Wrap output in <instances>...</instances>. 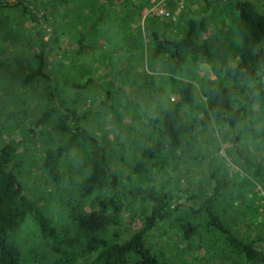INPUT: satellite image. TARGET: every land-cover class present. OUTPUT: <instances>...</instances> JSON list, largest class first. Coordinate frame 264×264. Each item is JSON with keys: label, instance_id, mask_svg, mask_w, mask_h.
<instances>
[{"label": "rangeland", "instance_id": "1", "mask_svg": "<svg viewBox=\"0 0 264 264\" xmlns=\"http://www.w3.org/2000/svg\"><path fill=\"white\" fill-rule=\"evenodd\" d=\"M217 1L222 0H0V144L14 147L13 165L23 192L36 202L57 235L43 236L34 218L28 216L16 237L22 264H54L56 243L78 232L75 213L95 208V195L82 197L80 191L89 171L85 145L77 142L61 158L62 180L49 179L42 167L44 152L67 138L66 133L38 123L47 103L46 93L52 87L78 114H87L81 124L105 146L119 179L127 177L142 156L150 162L164 159L134 187L167 193V210L173 211V216L176 205L192 203L197 207L212 195L211 173L228 180V188L214 199L218 214L234 234L246 241L255 240V247L264 252V177L254 176L234 151L236 130L215 120L204 127L197 125L191 142H183L174 151L166 148L160 127L142 116L146 112L156 119L157 111L177 98L167 68L160 60L150 59L152 33L177 39L191 19L205 18ZM246 1L264 14V0ZM218 15L215 10L214 17ZM94 23L97 26L91 32ZM52 31L58 32L57 43L50 39ZM83 34L84 48L76 51L77 39ZM43 47L50 50L43 60L49 78L25 81L37 70L36 54L40 55ZM192 65L187 63L194 73V114L199 118L206 100L204 77L211 75L207 66ZM119 71H123L121 75ZM64 78L82 84L91 80L78 90L65 86ZM260 79L264 91V75ZM252 109L251 127L262 134L264 108L257 100ZM152 147L158 150L150 157L145 152ZM238 147L264 165V138L242 132ZM116 191L100 196L111 198L109 211L114 204L119 209L103 235L122 242L146 228L152 202L122 199ZM187 209L181 216L200 220L191 217ZM176 215L179 217V212ZM144 242L153 255L168 264H252L230 257L220 249L219 241L204 236L202 229L185 240L180 228L167 219L147 229ZM95 256L72 264H93Z\"/></svg>", "mask_w": 264, "mask_h": 264}, {"label": "trees", "instance_id": "2", "mask_svg": "<svg viewBox=\"0 0 264 264\" xmlns=\"http://www.w3.org/2000/svg\"><path fill=\"white\" fill-rule=\"evenodd\" d=\"M217 2L213 3L205 18L191 19L177 39H165L152 33L153 50L150 59L154 62L160 60L161 65L167 68L170 85H176L177 98L158 110L156 119H152L146 112L142 116L160 127L166 148L174 151L183 142H191L197 125L204 127L215 120L229 130H236L232 137L234 151L252 169L254 176L264 177V165L257 163L238 147L242 132L264 138V133L251 127L254 102L259 100L264 108L263 81L260 79L264 75V14L250 1ZM215 10L219 12L218 18L214 17ZM32 15L35 19V14ZM95 26L97 23L91 26V32ZM82 36L85 37L83 34L77 39L79 47L76 51L84 48ZM57 37L58 32L52 31L50 39L53 43H57ZM49 51L47 47H43L40 55L36 54L39 59L37 70L29 73L25 81L49 78L43 70L44 55ZM191 62L193 65L207 66L211 75L209 79H206L207 75L204 77L206 100L199 118L194 114V73L187 68V63ZM119 72L121 75L123 71ZM90 80L82 84L64 78L63 84L80 90L89 85ZM49 89L46 93L47 103L38 123L41 126L49 125L54 132L66 133L67 138L62 144L44 152L42 167L49 179L56 182L62 180L61 158L77 142L85 145L89 171L80 185L81 196L95 195L96 199L95 204L93 203L95 208L75 213L78 232L74 236H64L56 243L58 258L54 264H72L94 253L96 256L93 264H168L153 255L144 242L145 231L163 219L180 228L185 240H191L202 229L204 236L219 241L220 249L230 257L252 264H264V252L255 247L256 241H246L234 234L218 214L214 199L228 188V180L215 172L211 173L212 195L197 207L192 203L187 207L184 204L176 205L173 216V211L167 210L170 203L167 193H160L154 188L134 187L140 185L157 163L158 167L161 166L164 159L154 157L156 161L150 162L142 156L134 164L130 174L119 179L113 171L105 146L81 124L87 114H78L66 104L55 87ZM113 94L111 93L112 97ZM153 148L145 154L155 156L154 151L158 149ZM14 155L15 149L10 143L0 144V264H22L16 237L28 216L34 218L43 236H57L36 202L25 196L13 165ZM115 190L122 199H147L152 202L150 215L146 218V228L122 242L111 241L103 235L119 209L114 204L113 210L109 211L108 202L111 198L100 196L104 192L108 195ZM185 208H188L187 213L190 212L191 217L200 220L195 222L181 216Z\"/></svg>", "mask_w": 264, "mask_h": 264}, {"label": "built area", "instance_id": "3", "mask_svg": "<svg viewBox=\"0 0 264 264\" xmlns=\"http://www.w3.org/2000/svg\"><path fill=\"white\" fill-rule=\"evenodd\" d=\"M161 13H163L165 16H170V13L169 12H164L163 10L161 11Z\"/></svg>", "mask_w": 264, "mask_h": 264}]
</instances>
